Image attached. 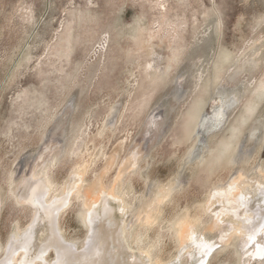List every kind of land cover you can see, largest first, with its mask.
<instances>
[{"label": "rangeland", "instance_id": "1", "mask_svg": "<svg viewBox=\"0 0 264 264\" xmlns=\"http://www.w3.org/2000/svg\"><path fill=\"white\" fill-rule=\"evenodd\" d=\"M262 79L264 0H0V256L34 214L15 200L19 184L40 177L53 198L83 173L82 191L115 186L135 253L202 259L180 245L187 215L213 244L205 264H243V209L214 226L221 205L207 203L240 173L249 207L264 198ZM83 198L74 192L58 219L77 249L88 234Z\"/></svg>", "mask_w": 264, "mask_h": 264}, {"label": "bare ground", "instance_id": "2", "mask_svg": "<svg viewBox=\"0 0 264 264\" xmlns=\"http://www.w3.org/2000/svg\"><path fill=\"white\" fill-rule=\"evenodd\" d=\"M160 5H164V3H160ZM256 89L261 91L260 97H264V79L259 81V84L257 85ZM255 131H256V127L253 130H251V136L255 135ZM132 154L133 155L130 158V162L132 160L131 164L136 162V154L135 153ZM234 157H235L234 153L231 154V156L229 157V162L234 161ZM121 174H122L121 172L118 174V178H120ZM243 176L244 175L240 173L238 177L233 179L232 182H230L227 185V187L223 189L222 188L212 189L213 191L212 192L210 191L211 193L209 194L210 197L208 198L209 200L207 203V209L212 208L213 204L215 203L216 204L220 203L221 205L220 208H218L217 210L214 209L216 210L213 215L214 216L213 225L215 226L218 223V221L222 220L224 215L227 214L229 215V213L235 212L234 210L236 209V207L237 208L241 207L243 209L242 217L239 224L234 228V232L240 234V236L245 235V238L253 237L252 242H250L249 239L248 241H245L246 246L249 244L251 245L247 247L246 250L244 251L243 264H264V259H262V257H264V251H261L260 248L257 247V242H264L262 241V237H264V198L261 200L262 202L258 206L255 205L256 208L249 207V201L247 197L250 188L248 187L245 181H242ZM82 182H83V173L82 174L79 173L78 175H76L72 184H70L67 187L65 186V189L61 192L62 193L61 195L56 197L53 196V198H48V195L50 193V187H48L47 184H49L50 186L51 185L50 182L48 181L46 182L44 179L40 177L38 178L32 176L25 178L19 184L20 187L15 196V198L17 197V199L15 200H19L18 202L24 204L32 205L34 207V212H33L34 214L28 226H26L23 230L21 229L22 231L21 230L18 231L16 235L14 234L9 238V240L7 241L4 247L3 254L2 256H0V264H29V263L34 264L35 262H40L41 264H121V262L124 261H126V264H141V262L142 264H162L158 260L152 261L150 258L145 256L144 253L138 254V251L135 253L134 252L135 250L134 251L130 250V247L127 244L125 238L126 229L124 228V222L123 219L120 218L122 212L125 209L121 208L122 206L117 208L112 204V201H117L118 200L117 197H119L116 194L117 190L115 186L107 190L105 189V186L103 185L102 181L98 180V182H96L94 185L92 186L89 185L90 186L89 188H85V190L82 191L83 190ZM27 186H30L31 190L29 191L28 196L25 199L22 198L21 194L24 192ZM116 186L119 187L118 185ZM162 190H164V188ZM258 191H260L261 193L264 192L262 188L258 189ZM74 192L77 194V196L84 197L83 203L84 206L86 207V211L84 212V216L82 217V219L84 220V223L88 227L87 237L82 247L79 249H77L73 243L64 240L62 233L60 232L59 229V221H58L60 213L68 206L70 202V196ZM162 196L164 195L161 194L158 198L156 197L155 198L156 201L160 202ZM122 202L124 203V200ZM154 206L155 205H153V207ZM154 209L153 212L157 210ZM152 213H150V216L149 213H147L148 214L147 219H149V221L151 220ZM144 215H146V213ZM186 216L184 218H181L176 223L177 225L176 227L178 228L176 232L178 231L179 239L181 241L180 245L185 244L186 247L188 248L191 246L195 247L200 254H203L202 259L200 258L198 261H195L196 262L195 264H205L204 262L205 258H208L206 256L213 248V244L202 238L197 237L198 235L196 236V232L194 230L195 223L191 221L192 219L190 220ZM197 219L199 220V218ZM146 221H147L146 224L151 222V221L149 222L148 220ZM174 225L172 226L173 228ZM212 227L213 226H211V228ZM25 234H27L29 237L26 246H24ZM126 236L128 237V235ZM227 237H228L227 239L229 240L231 239L230 236ZM198 238L201 240H199ZM137 239L135 240L136 242ZM205 244L207 245L206 248L203 247V245ZM185 245L182 247H185ZM51 250L54 251L55 256L53 261L49 263L46 260V256ZM166 264H177V261H171Z\"/></svg>", "mask_w": 264, "mask_h": 264}, {"label": "snow or ice", "instance_id": "3", "mask_svg": "<svg viewBox=\"0 0 264 264\" xmlns=\"http://www.w3.org/2000/svg\"><path fill=\"white\" fill-rule=\"evenodd\" d=\"M30 190H31L30 189V186H27L25 188L24 192L21 194L22 195V198H25L26 199ZM28 239H29L28 235L25 234V237H24V246H26V244L28 242ZM249 241L252 242L253 241V237H249ZM262 241H264V237H262ZM203 247L206 248L207 245L205 244V245H203ZM257 247L260 248L261 251H264V242H257ZM262 259H264V257H262ZM121 264H126V261L121 262ZM141 264H142V262H141Z\"/></svg>", "mask_w": 264, "mask_h": 264}]
</instances>
